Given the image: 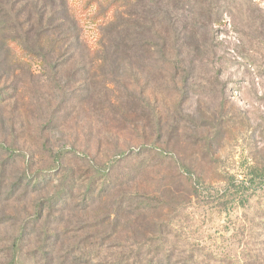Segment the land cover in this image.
I'll return each instance as SVG.
<instances>
[{"label":"rangeland","instance_id":"374dc122","mask_svg":"<svg viewBox=\"0 0 264 264\" xmlns=\"http://www.w3.org/2000/svg\"><path fill=\"white\" fill-rule=\"evenodd\" d=\"M4 3L0 264H264V0Z\"/></svg>","mask_w":264,"mask_h":264},{"label":"trees","instance_id":"16d2710c","mask_svg":"<svg viewBox=\"0 0 264 264\" xmlns=\"http://www.w3.org/2000/svg\"><path fill=\"white\" fill-rule=\"evenodd\" d=\"M4 0H0V13L4 14V10L2 9V6H4ZM65 16H68L66 14H63L62 16H60V18H63ZM46 30H43L42 32H44ZM75 39L77 38V36L75 34L72 35ZM100 173H106V171L103 169Z\"/></svg>","mask_w":264,"mask_h":264}]
</instances>
